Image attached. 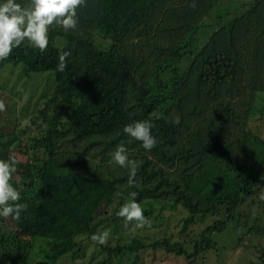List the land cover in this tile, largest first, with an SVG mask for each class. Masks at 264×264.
<instances>
[{"label": "trees", "instance_id": "1", "mask_svg": "<svg viewBox=\"0 0 264 264\" xmlns=\"http://www.w3.org/2000/svg\"><path fill=\"white\" fill-rule=\"evenodd\" d=\"M18 2L27 6L29 0ZM220 2L84 0L75 28L49 27L46 49L24 41L0 59V70L51 73L54 84L39 103L29 97L19 106L12 130L0 133V159L17 162L10 183L24 206L18 219L0 217V264H29L40 240L50 252L46 264L69 253L78 258L79 237L101 248L97 264L128 254L134 255L130 264H139L144 250L157 248L193 264L211 247L208 233L227 228L240 204L264 187V145L250 127L264 99V0L207 22ZM137 120L152 121L156 144L150 150L123 131ZM121 143L138 162L131 181L129 169L111 158ZM222 168L235 176L221 195L201 194ZM133 199L148 204L146 223L156 203L182 204L186 226L196 216L219 217L192 251L166 238L122 243V230L137 221L117 213ZM105 230V243L92 239ZM259 259L264 262V245Z\"/></svg>", "mask_w": 264, "mask_h": 264}, {"label": "rangeland", "instance_id": "2", "mask_svg": "<svg viewBox=\"0 0 264 264\" xmlns=\"http://www.w3.org/2000/svg\"><path fill=\"white\" fill-rule=\"evenodd\" d=\"M252 0H221L212 15V19H206L207 22L213 21L215 14L227 11L230 16L235 12L246 11ZM247 5V6H246ZM206 37V36H205ZM205 37L201 38L203 42ZM100 45L105 43L99 41ZM196 47V46H194ZM185 63V62H184ZM22 67L15 69L3 68L0 70V101H3L5 108L0 111V133L12 130L15 123V115L18 114V107L22 106L29 97L32 100L40 102V95L46 89H50L49 93L54 89L53 75L32 74L31 77L23 75ZM20 75L21 80L15 84V77ZM7 76H12L11 81ZM4 82L3 80H7ZM14 86L13 93L10 89ZM47 92V91H46ZM20 96L22 101H20ZM15 106V107H14ZM259 112L250 120V127L253 134L260 137L261 144L264 145V99L257 104ZM224 169H217L212 176L215 178L214 186H205L201 190V194L216 200L225 190L226 185L235 176L223 174ZM263 173V172H260ZM203 187L200 182L197 188ZM148 204L142 205L147 207ZM189 215L188 210L182 204H162L156 203L148 223L135 222L129 228H124L120 235L122 243L131 241L138 236L146 243H151L158 239H168L171 243H180L187 251H192L196 239H203L204 233L209 225H212L219 216L207 215L205 217L196 216L192 222L186 226L185 220ZM12 226V224H10ZM18 222L14 223L17 227ZM213 241L211 247L202 251L193 264H264L259 259L261 248L264 245V187L255 194L248 197L245 203H241L236 211V218L229 223L227 228L222 232L208 233ZM112 238V235L111 237ZM83 251L79 252L78 258H73L72 253L67 254L58 260L57 264H81L87 263L97 264V260L103 258L101 248L87 238H80ZM48 247L46 240L38 241L34 252L30 258L29 264H46L45 256L50 257L46 248ZM78 246L75 248L77 249ZM85 253V254H84ZM99 256H96L99 254ZM96 257L93 258V257ZM51 258V257H50ZM134 260V255H126L119 257L111 264H130ZM188 258L185 255H178L174 252H167L164 248L146 249L142 252V260L139 264H188ZM96 262V263H95Z\"/></svg>", "mask_w": 264, "mask_h": 264}, {"label": "clouds", "instance_id": "3", "mask_svg": "<svg viewBox=\"0 0 264 264\" xmlns=\"http://www.w3.org/2000/svg\"><path fill=\"white\" fill-rule=\"evenodd\" d=\"M83 3L84 0H29L27 6H24L18 0H0V59L8 57L13 48L24 41L41 51L46 49L49 44V27L55 23L64 30L75 28L77 8ZM68 55L67 51L60 54L58 70L63 71ZM4 108V102L0 101V111ZM160 115L163 116L162 113ZM152 128L151 120H137L126 124L123 131L129 137L140 141L144 149L150 150L156 144ZM111 158L119 166L129 169L131 181L138 162L129 157L123 143L116 147ZM16 163L14 159H0V217L12 216L18 219L24 207L22 203H18L21 199L20 191L10 183ZM117 215L127 221L135 220L141 224L147 222L143 207L135 199L125 202ZM108 234L105 230L93 234L92 239L103 244L107 241Z\"/></svg>", "mask_w": 264, "mask_h": 264}]
</instances>
